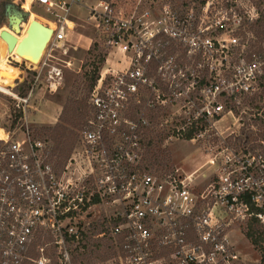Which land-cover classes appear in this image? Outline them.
Instances as JSON below:
<instances>
[{
  "label": "built area",
  "instance_id": "built-area-1",
  "mask_svg": "<svg viewBox=\"0 0 264 264\" xmlns=\"http://www.w3.org/2000/svg\"><path fill=\"white\" fill-rule=\"evenodd\" d=\"M30 5L54 26L38 63L28 65L29 88L12 93L19 120L27 122L34 88H56L72 66L54 51L74 46L77 11L87 12L115 64L107 59L97 72L86 125L63 167L51 140L29 127L0 138V264H49V249L58 264H73L76 249L103 237L114 253L107 264H232L228 232L264 224V140L253 143L243 128L264 108V38L253 29L260 15H245L236 0ZM156 111H166L159 123L166 139L200 150L193 171L150 170L146 137ZM205 166L199 190L194 175ZM100 204L105 215L93 220ZM98 224L103 230L92 235ZM44 235L50 241L31 254Z\"/></svg>",
  "mask_w": 264,
  "mask_h": 264
},
{
  "label": "rangeland",
  "instance_id": "rangeland-1",
  "mask_svg": "<svg viewBox=\"0 0 264 264\" xmlns=\"http://www.w3.org/2000/svg\"><path fill=\"white\" fill-rule=\"evenodd\" d=\"M236 1L245 15L253 16L257 12L258 15L264 17V0ZM20 2V0H0V33L2 30L10 31L8 27L13 29L9 19L8 8L14 5L16 15L20 17V7H22ZM23 8L30 11L28 19L23 24L20 23L18 25L20 31L17 33L14 49L6 53L7 61L0 60V128L7 131L15 128L29 127L35 135L43 137L38 135V133L41 132L43 127L53 126L57 122L59 114L68 99L83 100L87 105L92 77L105 64V60L108 59V64L114 65L115 59L114 56L107 54V49L99 40V35L92 22L85 18L87 12L83 9L77 11L80 14V18L75 19L77 24L69 35L71 43L74 46L66 43L69 45V52L67 54L61 53L60 49L54 51L58 57L64 60H71L73 62L72 66L70 68H63V80L56 88L51 89L44 86V84L37 85L34 88L30 102L31 107L27 111V122L19 120V113L14 108L15 100L12 93L24 91L27 84L32 83L33 74L28 69V65H36L46 48L44 47L38 53L37 47L41 36L32 34L27 40H24L26 30L32 20H38L42 24L49 25V27L51 25L48 22L50 17L41 7L33 5L32 8L31 6H23ZM245 8L247 10L244 12ZM70 25L72 26L73 24L71 23ZM261 27H264V20H262L260 25H256V29ZM257 35L264 38L263 34ZM88 45L89 48H87ZM15 67L18 69L19 74L12 81V77L16 74ZM4 74L12 75V77H5ZM87 110L86 106L84 120L87 118ZM46 113L52 115L50 120H48L49 118ZM161 113L165 114L166 111L154 112L152 128L146 137L150 142V146L147 148L148 151H146V163L149 165L150 170H169L174 167H180L186 172L193 171L201 163L200 150L185 140L166 139V127L160 128L159 124L163 120L160 119ZM252 119L245 120L243 128L245 134L251 137L250 139L255 138L252 141L256 143L260 139L264 140V135L261 138L257 137V133H264V128L260 129L259 124H254ZM54 120L56 121L54 122ZM77 129H74L76 136ZM4 135H6L5 132ZM0 137H2V134ZM155 157L157 160L154 159ZM209 173L210 170L205 166L194 175L196 177L194 183L199 190L206 185ZM106 207L104 204L96 206L93 212L94 215L91 216L92 219H97L99 215H105L104 209ZM240 228L237 229L235 227V229L228 232L232 242L228 243L233 254L232 264H264V224L252 222ZM49 241L50 237L44 235L40 236L35 243L44 244ZM98 241L97 238H91L89 242H93V245L87 252L77 250V255H75L77 256V264H107L108 258L112 256L109 243ZM49 253L55 259L53 249H49Z\"/></svg>",
  "mask_w": 264,
  "mask_h": 264
},
{
  "label": "trees",
  "instance_id": "trees-1",
  "mask_svg": "<svg viewBox=\"0 0 264 264\" xmlns=\"http://www.w3.org/2000/svg\"><path fill=\"white\" fill-rule=\"evenodd\" d=\"M264 20L263 16H259L256 19V25H260V23ZM23 24V23H22ZM256 25L253 26V29L255 30L256 34H263L264 35V27H261L259 29H256ZM97 77V72L91 79L89 91L91 90V87L93 83L95 82ZM30 84H27L25 87V90L29 88ZM24 90V91H25ZM19 93H23V91H19ZM259 101H264V94L260 97ZM86 104L83 100H76V99H68L65 103V105L62 108L61 113L59 114L57 122L53 126H45L42 128L41 132L38 133V135H41L43 137H48L52 142V151H51V157H54L57 162L58 167H63L65 162L67 161V158L69 157L70 151L72 149V146L74 144L76 133L74 131L75 128H78L76 131L78 133L79 130H81L86 125V119L84 120V117L86 115ZM254 107L258 108L260 110L262 106L258 104H254ZM88 109V106H87ZM262 116H258L253 120L254 124L258 123L260 129L264 128V108H262ZM89 111L87 110V116ZM264 133H257V137L261 138L263 137ZM249 138V137H248ZM154 159L157 160L155 157ZM103 230L102 224H98L95 227L92 228V235L97 234L98 232H101ZM91 239V238H90ZM89 239V240H90ZM100 242L109 243V248L111 250V255H113V249L111 247V242L106 237L103 238H97ZM98 241V242H99ZM91 242V241H90ZM89 242V243H90ZM38 243H34L31 246L30 253L35 254V246ZM93 245V242L88 245V248L84 250L83 252H87L90 247ZM77 253V249L72 253V263L77 264V259L75 255ZM51 257V261L49 264H58L57 261L53 258V256L49 253ZM83 259V258H82ZM23 264H32L29 261H26Z\"/></svg>",
  "mask_w": 264,
  "mask_h": 264
},
{
  "label": "water",
  "instance_id": "water-1",
  "mask_svg": "<svg viewBox=\"0 0 264 264\" xmlns=\"http://www.w3.org/2000/svg\"><path fill=\"white\" fill-rule=\"evenodd\" d=\"M14 8H15L14 5L9 7L8 13H9L10 23L13 26V29L12 28L11 29L17 31V25L21 22L27 21L29 12H27L26 10L20 7L21 13H20V17H18L19 15H16ZM32 34L33 35L38 34L41 36L40 43L38 44L37 47L38 53H40V51L44 47H46L48 42L50 41L53 34V29L50 28L49 25L47 24L40 23L38 20H32L28 25V28L26 30V37H24V39H28ZM1 37L7 40L8 42L7 50L11 51L15 44V37H13V35L8 33L7 31H2Z\"/></svg>",
  "mask_w": 264,
  "mask_h": 264
},
{
  "label": "bare ground",
  "instance_id": "bare-ground-1",
  "mask_svg": "<svg viewBox=\"0 0 264 264\" xmlns=\"http://www.w3.org/2000/svg\"><path fill=\"white\" fill-rule=\"evenodd\" d=\"M27 12H29L28 10H26ZM29 14V13H28ZM21 23H24V22H21ZM50 23V22H49ZM20 24V23H19ZM18 24V25H19ZM51 25H50V28H52L53 29V24L52 23H50ZM69 24H71V23H69ZM17 25V31H15V30H12L11 28H9L8 27V29L10 30V31H7L8 33H10L11 35H13V37H15V44H16V40H17V38H16V36H17V33L20 31V27ZM2 31H5V30H2ZM1 31V32H2ZM22 31V30H21ZM21 33V32H20ZM19 33V34H20ZM32 36V35H31ZM25 40V39H24ZM23 40V41H24ZM27 40V39H26ZM22 41V42H23ZM15 44H14V46H15ZM7 45H8V42H7V40L6 39H3L2 37H1V33H0V60H6L7 61V57H6V53L7 52H11L13 49H14V47H13V49L11 50V51H8L7 50ZM16 68V67H15ZM18 74H19V71H18V69L16 68V74L12 77V75H9V74H4V76L5 77H8V78H10V77H12V81L18 76ZM6 137V136H5ZM1 139L2 138H4V137H0Z\"/></svg>",
  "mask_w": 264,
  "mask_h": 264
},
{
  "label": "crops",
  "instance_id": "crops-1",
  "mask_svg": "<svg viewBox=\"0 0 264 264\" xmlns=\"http://www.w3.org/2000/svg\"><path fill=\"white\" fill-rule=\"evenodd\" d=\"M21 2H20V4L22 5V7L24 6H26V7H28V6H31L30 4H31V2H32V0H20ZM32 8V7H31ZM29 11V10H28ZM30 12V11H29ZM49 22V21H48ZM46 115H47V117L49 118L48 120H50V118H51V114L50 113H46ZM56 120H57V118H56ZM56 120H54V122L56 121ZM48 122H51V121H48ZM53 122V123H54ZM4 130L2 129V128H0V135L2 134V137H5L6 135H4Z\"/></svg>",
  "mask_w": 264,
  "mask_h": 264
}]
</instances>
